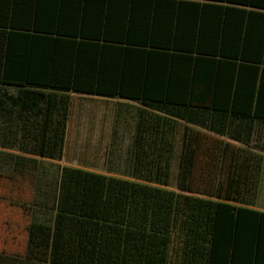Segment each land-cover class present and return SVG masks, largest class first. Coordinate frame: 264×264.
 <instances>
[{
  "label": "trees",
  "instance_id": "1",
  "mask_svg": "<svg viewBox=\"0 0 264 264\" xmlns=\"http://www.w3.org/2000/svg\"><path fill=\"white\" fill-rule=\"evenodd\" d=\"M69 93L133 103L131 134L102 172L59 166L50 220L22 203L28 256L264 264V0H0V147L60 158Z\"/></svg>",
  "mask_w": 264,
  "mask_h": 264
},
{
  "label": "rangeland",
  "instance_id": "2",
  "mask_svg": "<svg viewBox=\"0 0 264 264\" xmlns=\"http://www.w3.org/2000/svg\"><path fill=\"white\" fill-rule=\"evenodd\" d=\"M68 96L70 111L65 146L60 158H48L0 147L3 152H15L38 160L36 181L18 174L11 178V170L0 160V254L3 256V264H51L49 259L41 260L26 253V226L29 218L23 212L22 203H33L38 220H50L55 212L53 190L59 166L102 172L108 166L106 146L113 128L120 125L123 146H126L131 134L129 115L134 110L131 105L133 103L123 99L75 93H69ZM119 112L123 114V118L118 117ZM250 140L253 148L264 154V123L254 126ZM255 205L264 210V169Z\"/></svg>",
  "mask_w": 264,
  "mask_h": 264
}]
</instances>
